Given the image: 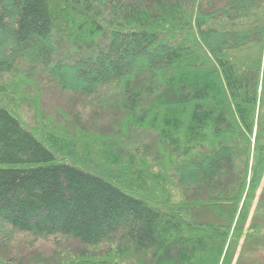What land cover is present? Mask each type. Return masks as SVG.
<instances>
[{"label":"trees","instance_id":"16d2710c","mask_svg":"<svg viewBox=\"0 0 264 264\" xmlns=\"http://www.w3.org/2000/svg\"><path fill=\"white\" fill-rule=\"evenodd\" d=\"M15 233L46 264H264V0H0V253Z\"/></svg>","mask_w":264,"mask_h":264},{"label":"rangeland","instance_id":"374dc122","mask_svg":"<svg viewBox=\"0 0 264 264\" xmlns=\"http://www.w3.org/2000/svg\"><path fill=\"white\" fill-rule=\"evenodd\" d=\"M61 53H63L64 57L66 58H74L76 55L81 54V52H78L75 49L72 50H67L65 49L63 46H61L60 48ZM83 53V52H82ZM23 76L25 77V74L23 73ZM37 84L40 86V88H42V90H44L45 92H42V96L39 98L40 96V90L36 91L34 94H32V97L35 95H38L39 99H45L48 100L50 102H52L53 105L60 107L59 105H57V103H62V102H69V104L71 105H75L73 108V113L74 115L76 114V116H79L81 119H83L85 122H89V125H92L93 122L92 118L94 117H98L101 113V111L103 110V107H91L87 101V99H75L72 100L70 99V95L67 92H59L58 90L55 91L54 88L46 82V80L43 79H37ZM57 92V93H56ZM46 94V96H45ZM26 97H28V95H26ZM34 107V106H32ZM73 107V106H72ZM33 114L37 113L36 109H33ZM88 114L92 117H88ZM30 117V115H29ZM30 120V118H29ZM103 118L101 120L96 121L100 122L102 124H108L110 122L109 119H105L103 120ZM31 121V120H30ZM83 121V122H84ZM166 157V155H165ZM160 162L166 163V159H160ZM259 195V192L255 195L254 197V203L257 201V196ZM70 244H72V246H76L75 242H71ZM36 249H39V254L37 255V260H39L38 262H43L44 264H46V262L48 263V260L52 258V254L55 251V247L52 243H46L44 241H42L41 239H34L33 237H31L28 234H23V233H15L13 235L12 240L10 241V243L8 245H6L2 250L4 251V253H0V257H5L6 259L10 256L13 258H19V257H30L32 252H34ZM52 251V252H51ZM19 252V253H17ZM44 253V255L41 254ZM42 264V263H40ZM233 264H235V259Z\"/></svg>","mask_w":264,"mask_h":264}]
</instances>
